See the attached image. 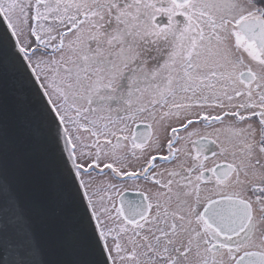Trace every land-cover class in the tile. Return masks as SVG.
<instances>
[{"label": "snow or ice", "instance_id": "obj_1", "mask_svg": "<svg viewBox=\"0 0 264 264\" xmlns=\"http://www.w3.org/2000/svg\"><path fill=\"white\" fill-rule=\"evenodd\" d=\"M0 264H264V0H0Z\"/></svg>", "mask_w": 264, "mask_h": 264}, {"label": "flooded vegetation", "instance_id": "obj_2", "mask_svg": "<svg viewBox=\"0 0 264 264\" xmlns=\"http://www.w3.org/2000/svg\"><path fill=\"white\" fill-rule=\"evenodd\" d=\"M132 195H133V196L135 195L134 191L132 192Z\"/></svg>", "mask_w": 264, "mask_h": 264}]
</instances>
